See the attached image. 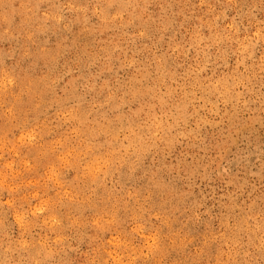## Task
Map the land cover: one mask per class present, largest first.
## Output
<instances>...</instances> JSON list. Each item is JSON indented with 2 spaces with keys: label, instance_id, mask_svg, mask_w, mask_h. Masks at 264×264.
<instances>
[{
  "label": "rangeland",
  "instance_id": "rangeland-1",
  "mask_svg": "<svg viewBox=\"0 0 264 264\" xmlns=\"http://www.w3.org/2000/svg\"><path fill=\"white\" fill-rule=\"evenodd\" d=\"M0 264H264V0H0Z\"/></svg>",
  "mask_w": 264,
  "mask_h": 264
}]
</instances>
